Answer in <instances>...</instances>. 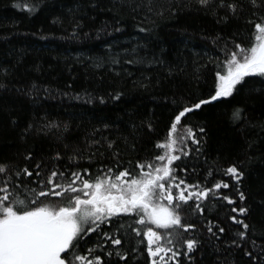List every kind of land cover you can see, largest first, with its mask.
Masks as SVG:
<instances>
[{"label":"trees","instance_id":"obj_1","mask_svg":"<svg viewBox=\"0 0 264 264\" xmlns=\"http://www.w3.org/2000/svg\"><path fill=\"white\" fill-rule=\"evenodd\" d=\"M239 2L245 8L239 20L217 23L218 17L199 8L195 0H0V83L6 85L0 88V164L23 167L43 160L48 170L53 163L62 169L77 170L78 166L89 169L93 178L106 166L117 171L133 168L138 173L137 161L162 154L156 144L166 140L177 105L208 98L214 92L216 68L209 59L223 60L221 49L226 42L230 49L235 47L232 41L245 48L254 42V25L245 21L257 19L253 11L264 15V9H252L247 0ZM225 14L226 10L219 13ZM77 22L81 27L75 28ZM117 54L119 63L114 64ZM140 59L143 62L137 63ZM245 80L233 96L202 106L183 121L197 132L201 152L192 151L184 159L187 173L179 175L209 188L221 180L229 183V189L219 194L249 209L240 218L252 226L249 243L244 245L252 251V239L264 244V78ZM116 93H121L119 99L112 98ZM237 107L244 109L246 119L234 123L232 114ZM29 125L31 129L25 132ZM200 127L205 133H198ZM105 137L114 142L112 149ZM187 143L193 150L197 147ZM74 150L83 156L70 164ZM28 153L33 156L30 162L24 160ZM57 153L61 160L51 161ZM233 164L244 173L239 185L244 202L235 191L236 182L223 174ZM231 207L210 197L203 218L189 215L184 220L196 223L193 235L201 241L192 254V264H253L243 250L225 247L232 233L243 230L226 219L236 215ZM134 219L124 216L119 222L127 226ZM208 220L226 228L220 240L209 239L204 226ZM134 226L165 234L155 225ZM86 240L87 244L81 241L82 254L97 236L90 234ZM137 240L142 241L138 264H150L147 241L128 229L125 246ZM180 248L186 251L183 241ZM178 259L189 264L182 256ZM128 264L136 262L129 258Z\"/></svg>","mask_w":264,"mask_h":264},{"label":"snow or ice","instance_id":"obj_2","mask_svg":"<svg viewBox=\"0 0 264 264\" xmlns=\"http://www.w3.org/2000/svg\"><path fill=\"white\" fill-rule=\"evenodd\" d=\"M195 3L208 14L217 16V23H227L229 18L239 20L245 11L239 0H195ZM247 3L252 9H264V0H247ZM221 10H226V14L219 15ZM149 11H152L151 7ZM157 14L163 15V12ZM252 16L257 19H247L245 22L254 25V42L245 48L232 41L234 49H230L226 42L221 49L223 60L219 57L209 59L208 62L216 68L214 92L208 98H199L191 103L184 101L177 105L166 140L156 144L157 149L163 150L162 154L146 161H137L134 168L140 170L138 173L133 168L125 167L117 171L114 167L106 166V169L98 170L93 178L89 169L79 170L78 166L77 170L67 167L62 169L53 163L48 170L43 160L23 167L0 164V264H120L121 261L128 264L129 258L138 264L139 245L142 241L137 240L135 245L129 243L125 246L128 229L136 238L143 237L147 241L146 251L150 264H183V260L178 259L181 256L192 264V254L198 250L201 241L193 235L197 229L196 223L186 224L184 220L189 215L193 219L197 215L203 218L205 203L210 197L232 205L230 212L236 215H227L226 219L243 229L232 233V239L224 241L225 247L243 250L245 257L253 264H261L264 261V244L258 245L252 239V251L244 247L249 243L248 232L252 226L240 217H246L249 209L237 207L236 201L230 196L219 194L221 189H229V183L221 180L209 188L206 183H190L186 175H179L187 173V168L183 166L184 159L192 151L201 152V139L197 138V132L183 123L187 116L202 110V106L233 96L234 91L239 92L238 85L247 83L246 77L264 78V15L253 11ZM79 27L81 25L77 22L75 28ZM139 30L147 31L145 28ZM115 31L121 29L116 28ZM220 39L219 36L215 38L217 41ZM132 52L135 53L136 49H132ZM119 56L117 54L113 58L114 64L119 63ZM136 62L143 61L140 59ZM4 74L7 75L6 70ZM4 87L6 85L0 83V88ZM32 87L35 89L36 86ZM120 95L116 93L112 98L119 99ZM100 102H104L103 98ZM173 103L177 104L176 101ZM243 119H246L244 109L235 108L233 122ZM31 127L29 125L25 132ZM148 127L151 131L150 123ZM198 133H205V129L200 127ZM103 139L108 149H112L114 142L107 141L106 137ZM188 141L197 147L191 149ZM82 156V152L74 150L69 163ZM118 156V153L115 154L114 159ZM61 158L57 153L51 161H59ZM32 159V153L24 156L25 161L30 162ZM223 174L236 182L235 191L239 200L244 202L245 193L239 187L243 171L233 164L224 169ZM211 175L212 170H209L208 176ZM52 197L63 203L53 202L50 199ZM41 198L46 202H42ZM124 216L134 217L133 224L126 226L120 223ZM134 225H155L156 229L165 230V234H159L152 227L142 231L141 227ZM204 226L210 240H220V234L226 232L225 227L211 220ZM214 229H218V232ZM186 233L191 238L185 239ZM90 234H96L97 240L82 254L81 241L87 244L86 237ZM181 241L186 245V251H181ZM253 252L257 254L253 255Z\"/></svg>","mask_w":264,"mask_h":264}]
</instances>
